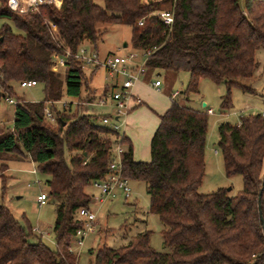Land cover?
<instances>
[{
  "label": "trees",
  "instance_id": "obj_1",
  "mask_svg": "<svg viewBox=\"0 0 264 264\" xmlns=\"http://www.w3.org/2000/svg\"><path fill=\"white\" fill-rule=\"evenodd\" d=\"M6 1L0 0V103L13 99L16 105L11 129L0 128L1 191L9 161L28 157L48 177L55 247L44 245L25 219L22 223L0 204V264H78L71 251L83 226L78 211L91 204L87 188L108 173L115 135L100 126L101 115L72 112V105L52 107L53 124L45 117V105L64 94L84 106L105 95L97 98L89 87V76L74 59L79 47L85 42L95 47L98 25L128 26L133 50L151 52L146 72L188 73L184 101L198 93L202 79L222 83L220 110L226 111L232 88L252 91L243 81L257 69L256 51L264 50V0H61L59 8L43 5L26 14L10 11ZM162 11L172 12L170 27L161 22ZM66 52L60 80L53 57ZM22 81L42 85L43 101L18 96L14 85ZM217 131L225 176H240L241 191L233 197L224 188L198 192L207 114L172 100L159 116L150 160L135 162L130 145L121 155L122 176L146 186L148 213L163 224L168 252L153 250L150 232L144 231L118 248L97 249L93 264H264L262 195L261 217L258 209L264 115L242 116L239 124L222 123Z\"/></svg>",
  "mask_w": 264,
  "mask_h": 264
},
{
  "label": "rangeland",
  "instance_id": "obj_2",
  "mask_svg": "<svg viewBox=\"0 0 264 264\" xmlns=\"http://www.w3.org/2000/svg\"><path fill=\"white\" fill-rule=\"evenodd\" d=\"M96 30L99 32V39L95 47L88 42L84 46L89 49H94L98 52L100 59L106 56L124 55L133 50L131 44V29L128 26L120 24L112 25H98ZM13 31L16 32L14 29ZM126 45V47H124ZM142 60V55L139 56ZM255 60L257 62V69L251 79L243 81L245 86L251 88V92H243L238 88L231 89V108L226 111L220 110L221 97L226 93L224 84H215L208 79H202L199 82L198 93L190 94L189 100L184 101L182 96L178 97L179 103L185 106L205 112L202 104L205 103L209 109L213 110L212 115H207V133L204 151V172L198 192L207 194L219 188H224L228 191L230 197L236 196L242 189V178L240 176H233L227 178L224 173L222 157L217 146L218 131L217 128L222 123L231 125L239 124L242 116L261 114L264 115V50L259 49L256 51ZM90 68L84 70L87 76H90V86L95 90H102L106 86L114 84L116 79H112L103 67H98L93 74L90 73ZM54 72L59 76L60 80L64 78L65 68L58 66ZM148 78L156 80V74L160 76L158 79L162 82V91L159 94H154L149 91L150 85H144L146 95V104L149 106L155 105L168 106L170 101L169 94L174 92L183 93L186 90L189 75L186 72H169V71H155L151 75L147 71ZM146 78V77H145ZM121 85V78L118 83ZM108 90V88H107ZM15 93L23 97L26 101L37 103L43 101V86L38 84L32 88H21L18 84L14 85ZM64 85L62 84V93H64ZM85 90L83 96H85ZM150 100V101H149ZM62 104L65 103L72 105L71 111L74 112L76 108L84 110L85 113H93L86 106L80 103L69 104V99L65 96L61 100ZM56 109L60 110V105H55ZM13 107L5 101L0 103V128L11 129L10 124L1 122V116L4 111L12 112ZM96 113L104 114L107 112L105 107H94ZM145 111V106L130 112L131 119H137L129 126L128 138L135 140L140 136V127L150 129L154 126L156 115H148ZM83 112V111H81ZM129 113V112H128ZM129 117V116H128ZM128 117H126L128 119ZM10 121V118L8 117ZM154 124V125H153ZM154 128V127H153ZM151 140V139H150ZM150 142V141H149ZM128 147L126 141L122 142V148L125 151ZM150 146L144 145L140 147L141 155H144L146 161L150 160ZM215 152H218L215 155ZM8 166L5 175V192L1 191L2 183L0 180V204L6 206L13 216L21 221L25 219L31 229L37 232L36 236L39 237L41 242L47 247L54 249V235L52 226L55 220V202L48 199L44 206L38 207L36 203L37 197L41 193L47 195L48 188L46 181L48 177L41 174L35 164H33L28 157L22 162L9 161L6 163ZM130 189V197L124 198L122 192L117 190L109 199L104 200L100 198L98 192L91 186L87 188L86 192L97 198L94 204H91V210L96 215V222L100 225L98 231L93 236H89L84 240L82 248L73 244L75 255H79L78 264H93L94 255L97 249L102 247L118 248L125 244L128 237L135 236L136 234L144 231L150 232V246L156 252H168L164 248L162 240V231L164 230L163 224L159 221L158 217L148 213L149 197L146 191V186L141 181L130 180L128 181ZM263 200V214H264V191L262 194ZM35 234V233H34ZM41 234V235H40ZM33 241H36L34 238Z\"/></svg>",
  "mask_w": 264,
  "mask_h": 264
},
{
  "label": "built area",
  "instance_id": "obj_3",
  "mask_svg": "<svg viewBox=\"0 0 264 264\" xmlns=\"http://www.w3.org/2000/svg\"><path fill=\"white\" fill-rule=\"evenodd\" d=\"M60 4L61 0L6 1L8 9L18 14L35 12L43 5H53L54 7L59 8ZM158 15L161 22L165 26L170 27L172 25V12L162 11ZM138 25H142V21H140ZM140 55H142V60L139 59ZM150 55V51L141 52L132 50L124 55L106 56L105 58L100 59L98 53L94 49H89L85 46L79 47L74 55V59L81 64L82 69L84 70H88L90 68V70L94 71L98 67H103L107 71L108 75L115 78L116 81L121 78V85L119 88L110 90L105 96L101 97L97 101L87 104L90 107L112 108V114L102 116L99 121L100 126L115 134L113 146L110 149L112 159L109 163L108 173L106 176L100 180L92 182L91 184V187L98 192L101 199L111 197L117 190L122 192L125 199L130 197V189L127 184L128 181L122 176L121 168V155L124 151L121 146L123 139L122 131L125 124V117L130 110L129 103L133 101L131 89L133 85L145 75L146 62ZM69 56V52H66L64 56L55 55L53 57L54 66L56 68L58 66H62L64 68ZM160 85L161 82L156 80L152 86L158 88ZM19 86L21 88H32L37 86V83L35 81H22ZM177 96H179V93L175 92L172 95V98L175 99ZM5 102L13 108L16 105V101L13 99H6ZM57 103L49 102L44 108L45 117L51 124L55 123V114L52 111V107ZM62 106L67 107L65 103H63ZM205 113L207 115H212L213 110L205 108ZM91 198L92 201L98 200L93 196ZM47 200V195L42 193L37 197L36 203L38 207H41L46 204ZM78 217L83 221V226L77 231L74 242L79 248H82L84 240L96 231L97 222L95 213L87 208L80 209L78 211Z\"/></svg>",
  "mask_w": 264,
  "mask_h": 264
},
{
  "label": "crops",
  "instance_id": "obj_4",
  "mask_svg": "<svg viewBox=\"0 0 264 264\" xmlns=\"http://www.w3.org/2000/svg\"><path fill=\"white\" fill-rule=\"evenodd\" d=\"M94 50H95V48H94ZM96 51V50H95ZM97 52V51H96ZM98 53V52H97ZM96 70V69H95ZM94 70V71H95ZM94 72H93V70H91L90 71V75L91 74H93ZM153 73H151V75H152ZM148 74H147V72L145 73V75L143 76V77H141L140 78V80L139 81H137L134 85H133V87H132V89H131V95H132V97H133V101H131L130 103H129V108H130V110H129V113H127V116L126 117H128V119L125 117V120H124V122H125V124H124V128H123V131H122V133H123V139H125L126 140V142H127V144L128 145H130L131 147H132V152H133V160L135 161V162H143V161H146V158H145V156L144 155H141V152H140V147L141 146H143L144 147V145H148V146H150V142L149 141H151L150 139L152 138V136H153V134H154V132H155V130H156V128H157V126H158V124H159V116L160 115H162L169 107H170V104H171V101L172 100H175V99H177L179 96L181 97L182 96V93L181 92H179V96H177L175 99H173L172 98V95L175 93H170L169 94V99H170V101H169V103H168V106H165L164 104L163 105H161V106H158V105H155V103L154 104H152L151 103V105L149 104V106L146 104V95H147V93H145L146 91L144 90L145 88H148V87H144V85L146 86V85H150V87H151V89H149V91L150 92H152V93H154V94H159L161 91H162V82L158 79V77L160 76V75H158V74H156V80H159L160 82H161V85H160V87H158V88H155V87H153L152 85H153V83H154V81H156L155 79L152 81L151 80V76L148 78V76H147ZM146 77V78H145ZM89 78H90V76H89ZM113 79H115V78H113L112 77V79L111 80H113ZM90 81V80H89ZM113 81H115V83L114 84H111L110 86H106V87H104L102 90H99V91H97V90H95L94 88H91V89H93L94 91H95V96L97 97V98H99V97H101V96H103V94H105L106 95V93L108 92V91H110V90H114V89H117V88H119V86H120V82L118 83V81L119 80H113ZM89 86H90V83H89ZM107 88H108V90H107ZM104 95V96H105ZM69 99V104H71V103H73L75 100L74 99H71V98H68ZM188 100H189V98H188ZM150 101V100H149ZM76 103H78V102H76ZM58 104L60 105V108L62 107V102L61 101H58ZM47 105V104H46ZM45 105V106H46ZM56 105V104H55ZM55 105H53V107L55 106ZM142 105H144L145 106V111L144 112H146L148 115L150 114V117L152 116V114H154V115H156L158 118L156 119V122H154L155 123V125L154 126H151V128L150 129H148V128H145V127H140L139 128V131L141 132V133H139V137H138V139L137 140H135L134 138H132V139H130V138H128L127 136H128V132L130 131V129H129V126L128 125H131L132 124V122L134 121V120H137V119H131L130 118V112H132L133 110H135V109H137V108H139L140 106H142ZM202 106H203V104H202ZM86 107L89 109V110H93V112L95 113V115H101V116H105V115H107V114H112V108H109V107H105V109H107V112H105L104 114H100V113H96L95 112V110H94V107H90V106H88V105H86ZM205 107L206 108H208L207 106H206V104H205ZM194 110H196V109H194ZM197 111H199V110H197ZM152 113V114H151ZM91 114H93V113H91ZM13 115H14V108L12 109V112L10 113L8 110H6V111H4V114L1 116V122H3V123H5V124H8V122H9V124L11 125L12 124V121H13ZM8 117L10 118V121L8 120ZM154 127V128H153ZM123 139H122V141H123ZM121 146H122V144H121ZM149 152H150V150H149ZM218 154V152H215V155H217ZM33 163V162H32ZM34 164V163H33ZM262 175L264 176V160H263V163H262ZM96 191V190H95ZM116 192V191H115ZM119 193L121 192V191H118ZM117 193V192H116ZM42 194V193H41ZM121 194V193H120ZM90 196V195H89ZM90 197H92V196H90ZM92 199V198H91ZM107 199H109V198H107ZM104 200H106V199H104ZM99 201V200H98ZM95 202L94 201H91V204H94ZM91 204L89 205V207L87 208V209H89L90 211H92L91 210ZM93 212V211H92ZM99 224L97 223V227H96V231L93 233V234H91V235H89V236H93L94 234H96V232L98 231V228H99ZM35 233H37V232H35ZM41 235V234H40ZM88 236V237H89ZM75 239L73 240V243H72V245L73 244H75ZM83 247V246H82ZM71 251L74 253V254H76L75 253V251H74V248H72L71 247ZM77 256V258H79V255L77 254L76 255Z\"/></svg>",
  "mask_w": 264,
  "mask_h": 264
},
{
  "label": "water",
  "instance_id": "obj_5",
  "mask_svg": "<svg viewBox=\"0 0 264 264\" xmlns=\"http://www.w3.org/2000/svg\"><path fill=\"white\" fill-rule=\"evenodd\" d=\"M124 47H126V45H124ZM203 107H205V103H203ZM263 189H264V181L262 182V186H261V189H260V192H259V198H258V202H259V205H258V209H259V215L261 217V206H260V201H261V195H262V192H263ZM230 189H228L229 191ZM262 220V218H260Z\"/></svg>",
  "mask_w": 264,
  "mask_h": 264
}]
</instances>
